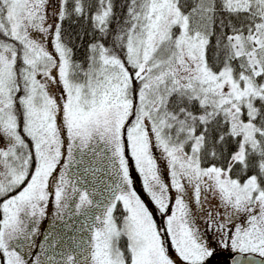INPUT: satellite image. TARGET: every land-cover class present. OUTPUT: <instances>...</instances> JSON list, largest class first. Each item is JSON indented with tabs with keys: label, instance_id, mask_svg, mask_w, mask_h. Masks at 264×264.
<instances>
[{
	"label": "snow or ice",
	"instance_id": "obj_1",
	"mask_svg": "<svg viewBox=\"0 0 264 264\" xmlns=\"http://www.w3.org/2000/svg\"><path fill=\"white\" fill-rule=\"evenodd\" d=\"M53 200L88 236L33 261ZM224 249L264 258V0H0V264Z\"/></svg>",
	"mask_w": 264,
	"mask_h": 264
},
{
	"label": "rangeland",
	"instance_id": "obj_2",
	"mask_svg": "<svg viewBox=\"0 0 264 264\" xmlns=\"http://www.w3.org/2000/svg\"><path fill=\"white\" fill-rule=\"evenodd\" d=\"M84 166H85V168L88 167L87 158L85 159L84 164L78 166L81 172L83 171ZM86 175H87L88 179H91L90 173L86 174ZM132 175L134 177H136L137 173L135 171H133ZM212 199H214L216 203H219L218 197L212 198ZM68 213L69 212H67V211L65 213H63L62 219L57 218L54 200L50 203L49 208L46 211L45 217L41 220L40 224L37 226L39 228V233L32 238L35 246L31 247V249H30V251L33 254L30 257L31 260L35 261L36 256H40L41 253L43 254L44 251H46V249L50 250V247L56 248L57 244H59V242H58L59 239L61 238L62 234L67 230L68 226H71L70 227V229H71L70 234L71 235L73 233V235H77V236L83 235L87 238L88 233L85 231H80V229L82 227V223L75 222V223L70 225L69 222H65L66 215ZM45 236H47V239H45ZM41 244H43L45 246L44 249L40 248ZM64 250H66L67 252H65L62 256H66L67 254H71V253H73L74 250H78V248L74 247L73 245H68L67 247L64 248ZM234 253H236V252H231L230 249H224L223 255L217 257L216 259H218V260L228 259ZM244 254H248V253H244ZM44 255L49 256L48 253H44ZM255 255H258V254H255ZM213 264H216L215 260L213 261Z\"/></svg>",
	"mask_w": 264,
	"mask_h": 264
},
{
	"label": "flooded vegetation",
	"instance_id": "obj_3",
	"mask_svg": "<svg viewBox=\"0 0 264 264\" xmlns=\"http://www.w3.org/2000/svg\"><path fill=\"white\" fill-rule=\"evenodd\" d=\"M83 168H85V166ZM65 222H69L70 225L75 223V222L82 223L83 222V217L78 216V215H70L68 213L66 215ZM70 227L71 226H68L67 230L62 234L61 238L58 241L59 244H57V247L56 248L50 247V250L46 249V251H44V253H48L49 256H54L56 261H61L62 260V255L65 252H67L66 250H64L65 247H67L68 245H73L74 247H77L78 244L81 241V238L82 237L86 238L83 235L77 236V235H73V233L71 235L70 234L71 233ZM44 253L40 254V259L42 261H44L48 257L47 255H44Z\"/></svg>",
	"mask_w": 264,
	"mask_h": 264
},
{
	"label": "trees",
	"instance_id": "obj_4",
	"mask_svg": "<svg viewBox=\"0 0 264 264\" xmlns=\"http://www.w3.org/2000/svg\"><path fill=\"white\" fill-rule=\"evenodd\" d=\"M81 24H83V21L81 22ZM65 27L68 29V31L73 36H77V34L81 31L80 25H72L71 27H69L68 22H66ZM80 43L81 42L78 38L73 43V47H74V50L76 52V57H75L76 59H83L84 51H85V48H86L87 43H88V37L85 36L84 41H83V45H84L83 47H77V45H80Z\"/></svg>",
	"mask_w": 264,
	"mask_h": 264
},
{
	"label": "water",
	"instance_id": "obj_5",
	"mask_svg": "<svg viewBox=\"0 0 264 264\" xmlns=\"http://www.w3.org/2000/svg\"><path fill=\"white\" fill-rule=\"evenodd\" d=\"M233 257L239 259L241 264H249V261H251L252 264H261V262H264V258L259 255L234 253L228 258L229 264H232Z\"/></svg>",
	"mask_w": 264,
	"mask_h": 264
}]
</instances>
